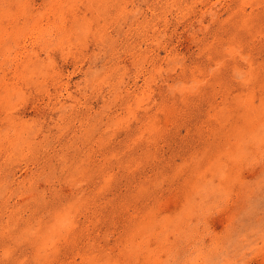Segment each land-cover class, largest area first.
Returning <instances> with one entry per match:
<instances>
[{
    "label": "rangeland",
    "instance_id": "obj_1",
    "mask_svg": "<svg viewBox=\"0 0 264 264\" xmlns=\"http://www.w3.org/2000/svg\"><path fill=\"white\" fill-rule=\"evenodd\" d=\"M0 264H264V0H0Z\"/></svg>",
    "mask_w": 264,
    "mask_h": 264
}]
</instances>
